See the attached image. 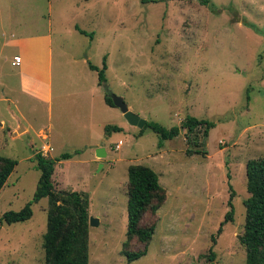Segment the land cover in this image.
Instances as JSON below:
<instances>
[{"label": "rangeland", "instance_id": "rangeland-1", "mask_svg": "<svg viewBox=\"0 0 264 264\" xmlns=\"http://www.w3.org/2000/svg\"><path fill=\"white\" fill-rule=\"evenodd\" d=\"M208 1L0 0V156L18 162L0 194V221L34 203L29 221L0 223V264H46L49 200L35 202V155L46 144L49 158L78 153L56 164L53 181L91 196L99 226L90 225L89 264H246L247 164L264 158V0ZM37 36L52 44L51 105L22 90L18 49L5 47ZM105 58L101 86L90 63L102 69ZM108 94L168 129L188 116L215 122L207 155L188 154L185 129L160 147L159 135L106 104ZM108 125L123 131L106 138ZM98 143L108 153L100 163L88 149ZM132 165L157 172L168 198L145 217L156 225L147 255L128 263ZM232 193L234 221L219 235Z\"/></svg>", "mask_w": 264, "mask_h": 264}, {"label": "trees", "instance_id": "trees-1", "mask_svg": "<svg viewBox=\"0 0 264 264\" xmlns=\"http://www.w3.org/2000/svg\"><path fill=\"white\" fill-rule=\"evenodd\" d=\"M208 4V0H202ZM85 34V32L82 31ZM90 69L98 72L99 84L106 85V58L102 69L90 63ZM106 104L115 108L112 97L108 94ZM216 127L215 122L200 120L188 116L181 127L165 128L157 122H148L142 133L150 128L163 141L173 140L180 136L181 131H187L188 154H204L201 148L207 145L210 132ZM119 126L105 127L106 138L113 133L122 132ZM76 154L65 153L59 158H49L39 152L35 155L37 167L41 171L35 202L48 198L47 232L44 235V251L46 264H89L90 260V206L91 196L86 192L57 191L53 176L58 162L72 159ZM18 166L16 160L0 156V194L6 186L10 176ZM129 197H128V226L124 255L128 263H132L147 255V248L152 241L156 225H145V217L150 212L158 213L167 201V194L160 183V176L152 168L144 165H132L128 169ZM247 191L250 197L244 202L246 209L245 230L241 243L246 248V264H264V158L250 160L247 164ZM230 208L225 221L219 229L234 221L232 204L234 193L231 194ZM31 202L19 212H8L1 218V225H8L29 221L34 211ZM134 241L145 246L144 250L130 252L129 244ZM216 243V238L213 237ZM212 255L211 260H213Z\"/></svg>", "mask_w": 264, "mask_h": 264}, {"label": "crops", "instance_id": "crops-1", "mask_svg": "<svg viewBox=\"0 0 264 264\" xmlns=\"http://www.w3.org/2000/svg\"><path fill=\"white\" fill-rule=\"evenodd\" d=\"M7 46L18 49V55L15 57V60L20 58V67H21L20 84L22 90L28 95L51 105L53 102L52 75H51V68H52L51 41L45 37H38V36L30 37V38L19 37L18 39L9 41V43L8 42L5 43V47ZM3 95L5 97H8L5 91H3ZM8 101H10V99ZM19 128H21V125L19 126ZM45 137L47 138V136ZM89 146L90 147H88V149L94 148V151H96L95 149L102 146V143H98L97 145H89ZM44 147L50 148L51 151L53 149L47 144L43 146V149ZM103 161L99 160V158L97 157L96 163H100Z\"/></svg>", "mask_w": 264, "mask_h": 264}, {"label": "water", "instance_id": "water-1", "mask_svg": "<svg viewBox=\"0 0 264 264\" xmlns=\"http://www.w3.org/2000/svg\"><path fill=\"white\" fill-rule=\"evenodd\" d=\"M114 106L115 108H118L121 110V112L124 114L125 118L127 119V121L132 125V126H136L139 129H144L145 126L147 125L148 121L142 119L141 117L137 116L136 114H134L129 106L127 105L125 99L121 96H116L113 95L111 96ZM20 132H23V127H21ZM96 150V155L98 158L100 159H105L107 158V151L103 146H100L98 148L95 149ZM90 225L91 226H99V220L97 218L94 217H90ZM241 238V237H240Z\"/></svg>", "mask_w": 264, "mask_h": 264}, {"label": "built area", "instance_id": "built-area-1", "mask_svg": "<svg viewBox=\"0 0 264 264\" xmlns=\"http://www.w3.org/2000/svg\"><path fill=\"white\" fill-rule=\"evenodd\" d=\"M16 61H17L16 63H18V62H20V59L18 58ZM122 145H123V142L120 141V142L116 145V150L121 149ZM50 152H51V149H50V148L45 147V148L43 149V154H44L45 156H47Z\"/></svg>", "mask_w": 264, "mask_h": 264}]
</instances>
